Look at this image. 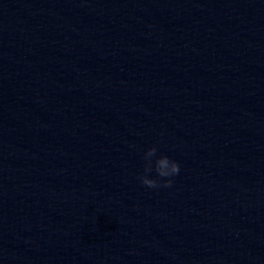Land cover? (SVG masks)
Listing matches in <instances>:
<instances>
[{
    "label": "clouds",
    "instance_id": "1",
    "mask_svg": "<svg viewBox=\"0 0 264 264\" xmlns=\"http://www.w3.org/2000/svg\"><path fill=\"white\" fill-rule=\"evenodd\" d=\"M156 146L148 148L143 153L144 167L143 173L138 177L140 183L147 188H168L172 186L171 177L178 175L180 165L177 161L170 159L167 155H158ZM156 173V177L152 178L151 173Z\"/></svg>",
    "mask_w": 264,
    "mask_h": 264
}]
</instances>
